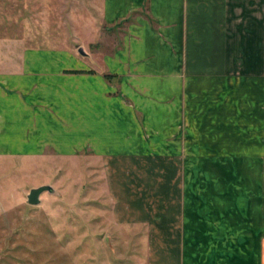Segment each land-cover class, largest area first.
<instances>
[{
    "label": "crops",
    "instance_id": "obj_1",
    "mask_svg": "<svg viewBox=\"0 0 264 264\" xmlns=\"http://www.w3.org/2000/svg\"><path fill=\"white\" fill-rule=\"evenodd\" d=\"M100 18L112 49L89 27L4 45L0 158L100 159L134 264H264V0H101Z\"/></svg>",
    "mask_w": 264,
    "mask_h": 264
},
{
    "label": "rangeland",
    "instance_id": "obj_2",
    "mask_svg": "<svg viewBox=\"0 0 264 264\" xmlns=\"http://www.w3.org/2000/svg\"><path fill=\"white\" fill-rule=\"evenodd\" d=\"M100 5L101 0H0V54L16 38L42 49L80 44L93 38L89 29L98 40L90 50L112 49L121 38L120 24L103 29ZM45 185L53 192L28 205L29 191ZM130 231L111 217L100 159L87 152L0 158V264H134L140 235Z\"/></svg>",
    "mask_w": 264,
    "mask_h": 264
},
{
    "label": "water",
    "instance_id": "obj_3",
    "mask_svg": "<svg viewBox=\"0 0 264 264\" xmlns=\"http://www.w3.org/2000/svg\"><path fill=\"white\" fill-rule=\"evenodd\" d=\"M78 54L84 56L85 53L81 48L78 49ZM53 189L50 186H40L38 188L31 189L26 197L27 204L30 206H37L40 203V196L43 193H52Z\"/></svg>",
    "mask_w": 264,
    "mask_h": 264
}]
</instances>
